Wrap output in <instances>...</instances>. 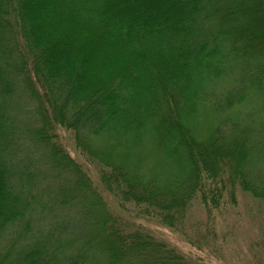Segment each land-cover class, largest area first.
I'll return each mask as SVG.
<instances>
[{"label":"trees","instance_id":"16d2710c","mask_svg":"<svg viewBox=\"0 0 264 264\" xmlns=\"http://www.w3.org/2000/svg\"><path fill=\"white\" fill-rule=\"evenodd\" d=\"M263 23L264 0H0V264H202L122 211L181 232L193 202H264ZM27 144L65 177L47 204Z\"/></svg>","mask_w":264,"mask_h":264},{"label":"rangeland","instance_id":"374dc122","mask_svg":"<svg viewBox=\"0 0 264 264\" xmlns=\"http://www.w3.org/2000/svg\"><path fill=\"white\" fill-rule=\"evenodd\" d=\"M262 25L264 26V23ZM222 85L225 86L224 80L219 86ZM30 103L31 101H28V105L22 108L19 117V125L28 133L36 125L33 107ZM253 104V102L246 104L242 110H250ZM197 121L195 118L192 119V124L197 125L194 128L196 132L200 128V122ZM66 138L65 136L64 139ZM41 153L42 150L39 147L27 144L20 151L22 156L20 160L25 162V159H28L25 163L27 165L30 163L28 167L33 172L32 174L38 172L37 177L33 175L38 182L37 201L41 199L47 204L52 194L48 197L44 191L55 189V186L64 182L65 177L51 167L48 155L46 154L43 159ZM42 175L45 178H42ZM236 198L237 202L234 205H223L211 215L206 213L199 202H193L187 210L181 232H176L152 218L139 216L129 209L122 213L135 224L149 229L154 236L168 242L178 252L186 256L194 255L202 264H264V202L238 187ZM111 205L115 208L116 202L112 201ZM50 211V215L52 211L57 212L60 218L66 220L74 216L77 218L72 204H58ZM38 217L40 218L38 225L44 228L52 220V217L46 215L39 214ZM42 217L44 219H41ZM196 239H200L203 243H197Z\"/></svg>","mask_w":264,"mask_h":264}]
</instances>
